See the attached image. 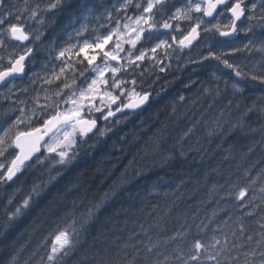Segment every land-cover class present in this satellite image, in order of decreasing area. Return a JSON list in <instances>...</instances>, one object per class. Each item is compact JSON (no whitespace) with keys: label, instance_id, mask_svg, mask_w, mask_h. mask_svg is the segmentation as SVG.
<instances>
[{"label":"snow or ice","instance_id":"1","mask_svg":"<svg viewBox=\"0 0 264 264\" xmlns=\"http://www.w3.org/2000/svg\"><path fill=\"white\" fill-rule=\"evenodd\" d=\"M64 6L65 0H55L49 3L46 11H52L55 16L53 10ZM22 12H28L29 19L37 15L36 10L29 7L28 0H24L22 6L12 4L11 0H0V36L6 35L17 42L9 44L0 38V49L22 45L19 55L9 53L7 58L0 55V101L4 102L0 103V185L13 181L18 173L26 174L36 163L43 165L42 147L49 154L55 153L58 159L53 157L46 180L33 182L16 203L9 198V206L0 205V236L6 237L22 218L35 210L46 186L72 168L82 148L94 147L113 125L140 115L145 106L151 107L154 95H159L155 91L157 84L163 89L165 85L160 82L168 80L169 76L175 80L181 79L180 74H183L185 88L191 90L199 83L197 92L202 91L213 100L220 98L225 108L220 117H227L223 123H233L230 119L233 113L237 114L234 126L238 128H243L248 119L262 121L259 131L264 140V95L249 96L256 89L264 92V0H181L179 4L174 0H116L111 5L112 14L105 5V17L114 27L109 26L106 34L93 43L85 40L75 46V51L73 46L61 48L54 57L55 46L35 43L41 41L43 32L30 41L29 33L20 23ZM121 20L124 21L122 25ZM181 22H184L183 27ZM80 34L78 30L76 35ZM44 54L61 60V64L57 68L50 67L51 60L42 62L43 71H33L29 75V69ZM82 54L83 59H80ZM5 59L6 64L3 63ZM25 79L27 86L18 83ZM37 83L40 91L34 90ZM30 88L32 94L27 95ZM178 98L185 100L182 95ZM248 100L251 102L246 103ZM100 121L105 123L100 124ZM216 127L222 128L220 119ZM179 155L182 156L183 151ZM178 158L176 153L168 152L162 156L159 166L170 167ZM25 178L26 175H21L15 183ZM260 179L258 176L257 180ZM158 186V181L151 182L153 191ZM259 191L264 193V186ZM115 194L113 191L112 195ZM209 194L220 195L216 185ZM107 197L105 193V199ZM221 198L240 202L234 207L241 214L235 219L230 214L220 221L223 227L215 229L221 233L219 238L214 235L207 240L197 236L187 247L178 244L177 260L180 264H264V207H261L264 197H260V205L249 207L257 197L254 194L249 197V186L234 184ZM59 199L62 195L57 192L40 211L51 212ZM103 203L102 200L86 213L81 229L91 222ZM257 208H260L258 216ZM216 215L214 211L206 222L201 221L197 225L198 232L206 231ZM253 216L257 219H244ZM192 219L195 222V217ZM253 224L258 227L253 229ZM75 225L73 220L67 227L51 233L50 239L45 241L50 253L42 260L46 259L48 264H64V258L75 247L69 234V228L77 231ZM184 227L182 224L181 228ZM186 235L187 232L178 231L169 241L182 240ZM245 246L246 251H238ZM158 248V242L153 243L149 237L140 250L144 252L143 264H168L170 257L164 261L152 258L162 255ZM234 252L238 254L233 255ZM138 255L139 252L128 264H135ZM15 261L16 257H11L3 264H15Z\"/></svg>","mask_w":264,"mask_h":264},{"label":"trees","instance_id":"2","mask_svg":"<svg viewBox=\"0 0 264 264\" xmlns=\"http://www.w3.org/2000/svg\"><path fill=\"white\" fill-rule=\"evenodd\" d=\"M11 3L20 6L24 0H11ZM115 3L116 0H65L63 9L53 10L55 16L52 11H46L48 5L42 4L39 33L43 32L44 35L41 41L35 43L55 46L53 57L58 55L61 48L73 46L75 51V46L85 40L93 43L98 33H105L102 29L105 5L108 6V13H112L111 5ZM174 3L179 4L181 0H174ZM82 4L87 7H81ZM95 25H100L99 29L93 30ZM78 30L80 35H76ZM0 38L9 44L17 43L6 35ZM21 48L7 47L0 49V54L18 55ZM33 55H36L35 51ZM80 59H83V54ZM48 60H51L50 67L55 65L58 68L61 64V60L52 59L47 54L41 55L29 69V75L33 71L42 72V62ZM72 60L75 61L76 57L73 56ZM6 62L5 59L3 63ZM180 76L181 79L173 80L169 76L168 80L160 82L165 85L163 89L157 84L155 91L159 95H154L155 102L151 107L124 123L113 125L112 130L99 138L94 147L80 150V156L72 168L46 186L35 210L22 218L6 237L0 236V264L11 257H16L15 264H48L46 259L42 260L46 253H50L45 241L57 228H65L73 220L76 221L77 231L69 228V234L75 247L64 258V264H128L137 252L139 255L135 264H143L144 252L140 250L149 237L153 243L158 242V251L162 253L159 257L153 256V259L164 261L170 257L168 264H180L175 254L178 244L187 247L197 236L207 240L214 235L219 238L221 233L215 229L223 227L220 221L230 214L233 219L241 214L234 207L240 202L221 198L226 189L234 184L249 186V197L253 194L257 197L249 207L261 204L260 197H264V193L259 191L264 186V140L259 131L262 121L248 119L243 128H238L234 126L237 114L233 113L230 118L233 123H223L227 117H220V113L225 111L220 98L213 100L202 91L197 92L199 83L193 85L191 90L185 88L183 74ZM18 83L27 86L28 80ZM34 90L40 91L39 83ZM32 91L30 88L27 95H31ZM181 95L185 100H179ZM260 95H264V92L258 89L249 93L250 97ZM218 119L222 123L221 129L216 127ZM214 129L213 134L209 135ZM181 151L182 156L179 155ZM168 152L176 153L179 158L170 167L162 168L159 166L160 160ZM53 157L55 155L46 158L43 154L45 163H36L26 174L21 173L19 176L26 175L21 183H15L16 178L12 183L0 185V205L9 206V198L16 203L33 182L46 180ZM52 170L55 171V168ZM258 176L260 180H257ZM152 181L159 184L155 191L151 189ZM73 184L79 186L74 187ZM213 185H216L219 196L209 194ZM113 191L115 195H112ZM57 192L61 193L62 199L56 201L51 212H41V208ZM105 193H108L106 199ZM102 200L103 206L96 216L81 229L86 213ZM214 211L217 212L214 222L208 225L206 231L198 232L197 225L201 221L206 222ZM256 212L258 216L260 208ZM257 216L244 219L252 221ZM182 224L184 228H181ZM251 227L255 229L258 225ZM178 231L187 232V235L182 240L169 241V237L175 236ZM229 239L231 242L232 238ZM246 250L247 246L238 251ZM240 258L243 260V256Z\"/></svg>","mask_w":264,"mask_h":264},{"label":"rangeland","instance_id":"3","mask_svg":"<svg viewBox=\"0 0 264 264\" xmlns=\"http://www.w3.org/2000/svg\"><path fill=\"white\" fill-rule=\"evenodd\" d=\"M55 2V0H28V4L30 8H33L36 10L37 15L34 18L29 19V13L28 12H22L21 16H22V20L20 21L23 26L25 27V30H28L29 35L35 37V35L39 34V21H40V16L42 15V11L43 9L41 8V5H49V3ZM23 4H21L20 6H22ZM37 5H39L37 7ZM27 13V14H26ZM26 14V18H23V15ZM112 14V13H109ZM124 23L123 20L120 21V24L122 25ZM109 26H115L112 25V22L107 20L106 17L102 23V29L105 32L104 34H106V32L109 29ZM100 25H95L93 30L99 29ZM181 27H183V22H181ZM123 31V28L121 29ZM27 32V31H26ZM104 34L102 33H98L97 37H102ZM95 37V39L97 38ZM94 39V41H95ZM115 40V38H114ZM125 47L127 48L128 46L125 45ZM105 50H108L107 48ZM1 55V54H0ZM71 55V54H70ZM123 55V53H122ZM5 57H7V54H4ZM100 61H97V63H99ZM51 142V141H50ZM51 155H55V153H47L45 150V156L46 158H49V156Z\"/></svg>","mask_w":264,"mask_h":264},{"label":"water","instance_id":"4","mask_svg":"<svg viewBox=\"0 0 264 264\" xmlns=\"http://www.w3.org/2000/svg\"><path fill=\"white\" fill-rule=\"evenodd\" d=\"M24 43H27V42H24ZM148 106H145V108H147ZM144 108V109H145ZM138 112L140 111V110H137ZM118 115H119V113H118ZM45 139L46 140H50V138L49 137H45ZM41 152H43V147L41 148ZM36 155H41V153H37ZM33 159H35V156L33 157ZM28 163H31V161H29ZM18 175V174H17ZM15 179V177L13 178V180ZM11 182V181H10Z\"/></svg>","mask_w":264,"mask_h":264}]
</instances>
